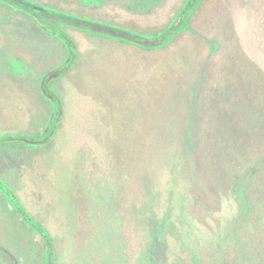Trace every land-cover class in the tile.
<instances>
[{
    "label": "rangeland",
    "instance_id": "rangeland-1",
    "mask_svg": "<svg viewBox=\"0 0 264 264\" xmlns=\"http://www.w3.org/2000/svg\"><path fill=\"white\" fill-rule=\"evenodd\" d=\"M187 1L163 0L152 7L148 18L121 17V24L131 31H143L147 39L138 38L145 45L164 43L171 33L157 36L172 24L173 29L181 27L184 16L180 17V11ZM130 2L125 0V6L130 7ZM70 3L59 0L55 6L89 14L85 6ZM91 27L78 31L98 35ZM120 36L139 41L134 35ZM126 48L119 76L122 84L114 87L107 101L100 99L93 112L86 110L69 123L52 113L56 128L51 148L56 161L53 194L31 199L55 240V263L114 264L113 255L119 258L118 264H264V173L237 179V174H231L230 168H237L232 160L241 167L244 161L223 156L224 175L210 173L203 166L191 176L187 160L186 187L163 215L161 198L153 200L144 218L138 208L139 194L128 197L120 189L126 184L128 190L132 188L141 170L142 162L137 168L141 152L144 167L153 158L157 133L179 132L184 143L190 130L197 134L193 151L197 147L200 153L208 151L211 131L236 126L227 117L237 113L233 88L246 97L248 92L264 94V0H201L187 28L163 47ZM8 119L0 116V135L10 134L3 132ZM213 146L216 158L214 142ZM124 156L135 166L126 175L121 174L128 163ZM63 224H72L76 235L77 246L71 254L64 249ZM13 226L17 230L12 233L26 237V250L31 252L22 263L49 264L41 255L42 237L35 231L36 239L31 237L20 224ZM0 264L14 263L0 254Z\"/></svg>",
    "mask_w": 264,
    "mask_h": 264
},
{
    "label": "crops",
    "instance_id": "crops-1",
    "mask_svg": "<svg viewBox=\"0 0 264 264\" xmlns=\"http://www.w3.org/2000/svg\"><path fill=\"white\" fill-rule=\"evenodd\" d=\"M96 19L127 28L121 24V17L107 8ZM69 36L75 44L70 62L68 50L57 36L42 29L29 15L0 2V116L10 118L5 121L3 132L41 135L50 128V138L45 143L26 145L7 141L0 145V181L12 189L25 210L40 224L45 223L38 217L31 197L52 196V168L56 164L51 150L56 128L51 122L52 105L42 92L44 78L53 74L48 80L62 106L59 119L73 122L86 110L93 112L97 101H107L114 87L122 84L119 76L126 61V45H135L116 37L89 36L81 31H72ZM41 182L45 183L40 186ZM13 224H20L36 239L34 231L0 192V247L24 264L22 261L31 252L26 250V237L12 233L17 230ZM41 255L45 259L43 242Z\"/></svg>",
    "mask_w": 264,
    "mask_h": 264
},
{
    "label": "trees",
    "instance_id": "trees-1",
    "mask_svg": "<svg viewBox=\"0 0 264 264\" xmlns=\"http://www.w3.org/2000/svg\"><path fill=\"white\" fill-rule=\"evenodd\" d=\"M200 2L201 0H188L183 9L180 11V17L184 16L183 19L180 20L181 27L177 29H173V27H170L163 33L159 34L157 37H163L164 34L171 33L166 42L168 43L169 41H172L176 33L187 27L191 15H193ZM24 3L26 4V2ZM53 13L62 17L74 18L71 15H67L61 12ZM123 31L136 37H143L126 29H123ZM57 35L58 38H60V40L65 44L70 55H73L75 53V44L71 40V38L62 32H59ZM157 37L155 38L157 39ZM150 39H153V37H151ZM125 42L135 43L134 41ZM166 42L148 48H159L165 45ZM52 75L53 74H49L44 78L42 82V92L43 95L51 103L53 114L56 116H60V114L62 113V106L59 98L51 89L48 80ZM233 90L235 92L233 98V108L235 109V111H237V113L234 115H227V117L229 118V121L236 126H234L233 129L215 130V132L211 131L207 135L208 143L210 146L208 151H202L200 153L198 147L195 152L193 151L192 146L195 138L197 137V134L195 132L189 134L186 133V135H184L183 143V139L180 137L179 132L165 131L156 134V141L154 140L153 158L151 155V160L145 167L144 162L146 161V159L144 158V152H141L142 158L139 162H137V168L139 163L142 162L140 165L141 170L138 177H136L135 175L132 183V188L128 190L126 184L120 189L124 191V194L127 193L128 197L132 196L131 194L133 192L139 194L137 203L138 208L143 214V217H146V213H148L149 211L148 206H151L153 204V200L155 198H161L160 214L162 215L166 213V210H169L174 206V198L182 193L186 187V185L184 184V180L186 179L184 175V166L187 160H190V165L186 169L187 173H189L191 176L193 175V173L197 174L198 171H202L201 169L203 168V166H205L206 169H210V173L216 175H224V167L220 165V159L223 156H229V159L231 160L235 158L238 161H244V165L243 167H241L235 160H232L233 164L237 166V168L231 167V174H237L235 176L237 179L242 177V175L249 179L261 174L262 172L264 173V94L262 96H258L256 94H250V92H248V96L246 97L243 94L242 90L236 88H233ZM190 94L193 95L194 93L191 92ZM191 102L194 103V99ZM243 124H245L246 126L242 128ZM49 138V135L42 136L9 134L6 136H0V145L6 143L7 141H17L26 145H37L45 143ZM226 141L229 143L228 147L225 144ZM213 142L215 143V146L217 148L216 158L214 156L215 148L213 146ZM124 158L128 163L123 165V167L121 168L122 175H126L127 173H129L131 167L132 170L134 169L133 167H135L133 166L134 164L130 165L131 162L130 159L127 158V156H124ZM229 164L231 165L232 162H229ZM197 166L200 170L197 169ZM124 182H126V179ZM117 183L119 184V181ZM136 187L138 189H136ZM106 189L107 188H104L103 193L106 192ZM0 192L10 200L16 211L22 216L27 225L42 237L46 261H51L52 264H56L55 262L57 260V247L52 233L48 232L47 228L43 224L35 222L34 219H32L28 215L25 208L21 205L16 195L13 193L12 189L2 181H0ZM150 196L152 198H150ZM94 197H99V194H96ZM150 199L152 200V202ZM63 217L65 219L67 216L63 215ZM142 224L147 223H144V221H142ZM63 228L64 249L66 253L71 254L75 251L74 248L77 246L76 235L73 231L72 224H63ZM114 230H118V228L112 227V231ZM112 236V241H114L113 239H115L116 241V236ZM74 240L76 241V245H74ZM80 250L81 249H76L78 253H81ZM0 252H2V254L4 253L5 256H7L14 263L13 257L7 249L0 247ZM111 257L113 261H115L114 264H118L116 260H118L119 258L117 257L115 259L113 255Z\"/></svg>",
    "mask_w": 264,
    "mask_h": 264
},
{
    "label": "flooded vegetation",
    "instance_id": "flooded-vegetation-1",
    "mask_svg": "<svg viewBox=\"0 0 264 264\" xmlns=\"http://www.w3.org/2000/svg\"><path fill=\"white\" fill-rule=\"evenodd\" d=\"M69 1L72 2L70 4L71 5L73 4V6H85V8L89 11V14L85 16L84 14H81L78 11V9L67 10L64 8L63 9L57 8L55 5L59 2V0H23V1L0 0L1 3L6 4L11 9L29 15L42 29L46 30L47 32H55L56 34L62 32L65 33L67 36H69V33H71L72 31L81 30L86 32V30L89 29V26H92L91 28L94 29H90L91 32L94 31V33H97L99 35L116 37L124 41H133L127 37L120 36V35L131 36L130 34L123 31V29L125 28H122L116 24H106L96 19L101 14V10L107 8L108 11L111 12L112 14L114 15L118 14L120 17H127L128 19H132V18L145 19L149 17L148 14L151 13L153 9L152 7L160 5L163 0H130L131 1L130 7L125 6V0H112L113 3H108V1L106 0H69ZM24 2H26V4ZM62 3L65 2H61V4ZM53 12H58V13L61 12L67 15H71L74 18L58 16L55 15V13ZM94 26L99 28L95 30ZM173 26L174 25L172 24L171 27ZM102 28H105L108 31L99 30ZM131 32L144 36L142 33L138 31L136 32V30ZM55 36L58 37V35ZM144 37L145 39H147L146 36ZM148 38L150 39L151 36H149ZM138 39L139 41L134 40L135 43L133 44L144 49H150L148 47L151 46L145 45L143 42H141L140 38ZM73 55H70V59L68 60V62L71 61L72 59L71 56Z\"/></svg>",
    "mask_w": 264,
    "mask_h": 264
},
{
    "label": "water",
    "instance_id": "water-1",
    "mask_svg": "<svg viewBox=\"0 0 264 264\" xmlns=\"http://www.w3.org/2000/svg\"><path fill=\"white\" fill-rule=\"evenodd\" d=\"M200 5V4H199ZM199 7V6H198ZM198 7H197V9H198ZM196 9V10H197ZM195 10V11H196ZM187 28V27H186ZM185 28V29H186ZM49 33H51L52 35H57L55 32H49ZM161 47H163V46H161ZM161 47H159V48H161ZM154 49H157V48H154ZM189 133H191V131L189 130ZM11 135H14V134H11ZM0 136H4V135H0ZM18 199V198H17ZM20 202V201H19ZM22 205V204H21ZM27 212V211H26ZM28 213V212H27ZM28 215L32 218V219H34L29 213H28ZM34 221L36 222V220L34 219ZM34 231V230H33ZM37 233V232H36ZM41 237V236H40ZM12 255V257H13V260H14V264H21V262L13 255V254H11ZM50 263L49 264H52V262L51 261H49Z\"/></svg>",
    "mask_w": 264,
    "mask_h": 264
}]
</instances>
